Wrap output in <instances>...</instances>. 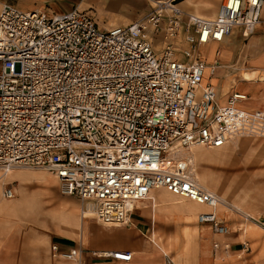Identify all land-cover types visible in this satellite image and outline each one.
Returning a JSON list of instances; mask_svg holds the SVG:
<instances>
[{
	"label": "built area",
	"instance_id": "1",
	"mask_svg": "<svg viewBox=\"0 0 264 264\" xmlns=\"http://www.w3.org/2000/svg\"><path fill=\"white\" fill-rule=\"evenodd\" d=\"M178 2L147 0L139 17L107 28L77 6L48 13L1 3L0 168L48 169L60 192L89 203L103 224L127 223L135 202L163 186L210 205L197 220L229 233L216 210L221 196L191 177L174 148L264 134V108L248 109V93L237 89L222 101L217 86L203 82L208 64L199 51L234 29L252 34L264 0H221L213 17ZM3 187L4 196L14 194L11 182ZM231 211L264 229V217ZM240 243L238 255L252 251L249 240ZM213 244L233 250L227 240ZM50 250L63 259L52 264H83L80 241L66 249L52 242ZM106 254L129 261L132 251ZM164 263L177 264L168 255Z\"/></svg>",
	"mask_w": 264,
	"mask_h": 264
},
{
	"label": "crops",
	"instance_id": "2",
	"mask_svg": "<svg viewBox=\"0 0 264 264\" xmlns=\"http://www.w3.org/2000/svg\"><path fill=\"white\" fill-rule=\"evenodd\" d=\"M3 2L22 9H44L48 13L77 6L88 10L104 28L130 22L148 8L147 0H125L123 13L95 17L90 7L96 8V0H0V4ZM220 3L221 0H181L179 5L186 12L213 17ZM94 12L99 14L97 8ZM261 16L262 20L252 34L234 29L223 41L212 40L199 47L208 64L203 82L215 84L222 101L228 99L233 89L247 92L249 98L244 105L248 109L264 108V3ZM211 64L215 66L213 73ZM239 138L231 142L238 146ZM231 142L214 150L194 148V159L197 161L208 154L211 160L224 159L226 156L221 150L229 148ZM208 177L210 183L204 177L202 179L212 187L203 183L227 199L229 205L257 216L236 205L219 191L223 186ZM4 182L12 183L15 197H4ZM252 183L257 187L259 178L253 177ZM217 185L219 190L215 189ZM233 188L236 190L237 187ZM251 196L255 201L264 202V195ZM149 197L138 200L130 210L127 223L103 224L92 215H82L81 201L62 194L57 178L50 171L22 167L4 175L0 169V264L63 262L51 254L50 244L56 242L60 249H66L79 241L84 249L83 264H165V255L177 264H229L215 257L213 242L216 240H227L234 245L249 240L253 248L248 257L256 259L255 264H264V245L261 243V239L264 242V229L257 227L256 222H245L240 218L234 221L238 225L229 233H216L210 224L197 220L198 212L211 209L209 206L164 188H153ZM216 210L222 216L229 212L224 205L217 206ZM234 222L231 217L227 219L230 227ZM115 249L132 251L131 259L124 261L106 254Z\"/></svg>",
	"mask_w": 264,
	"mask_h": 264
},
{
	"label": "rangeland",
	"instance_id": "3",
	"mask_svg": "<svg viewBox=\"0 0 264 264\" xmlns=\"http://www.w3.org/2000/svg\"><path fill=\"white\" fill-rule=\"evenodd\" d=\"M96 1L97 2H95V5L99 14L94 12L96 10L95 7H90V9L93 8L92 10L95 17H97V15L102 17L103 15L105 17L117 16V14L122 12L125 8V0ZM146 4L149 6L148 3ZM205 52H207V50H205ZM238 142V146L235 145V142H231L229 148L221 150L227 154H224V156H226L224 159L211 160L208 158L210 156V154H208V157L206 156L195 161L196 165L194 175L202 183H206L202 177L207 179L210 183V179L208 177L209 175L213 178V181L223 186L219 190V185H217L215 189L226 195L236 205H239V207H244L246 210L255 212L257 215L256 217H264V202L255 201L254 197L251 196L252 194H254V196L264 195V137L249 135L241 136ZM253 177L259 178L260 184H258L257 187H254L252 183ZM227 183L229 185L228 188H226ZM206 184L209 185L208 183ZM224 184L226 185L224 186ZM209 186L212 187L211 184ZM234 186L237 187L236 190H233ZM246 192L250 193L251 195L246 194ZM223 215L227 216L228 218H233V222L242 219V217L237 212L229 211ZM174 222H177V220ZM237 225L238 224L234 222L231 226V229L233 230ZM256 226L259 227L257 224ZM261 243L264 245L262 239ZM240 244L241 243L237 245L233 244V250L230 251L229 254L224 253V251H221V249H219L217 252L214 248V255L218 260L220 259L223 262L229 264H255L256 259H253L252 256L248 257L251 252L243 255H238L236 253V249L240 247Z\"/></svg>",
	"mask_w": 264,
	"mask_h": 264
},
{
	"label": "bare ground",
	"instance_id": "4",
	"mask_svg": "<svg viewBox=\"0 0 264 264\" xmlns=\"http://www.w3.org/2000/svg\"><path fill=\"white\" fill-rule=\"evenodd\" d=\"M181 0H179V2H180ZM179 2H178V4H177V6L180 8V9H182L181 7H180V5H179ZM198 15V14H197ZM203 17V16H202ZM211 71V70H210ZM247 135H249V136H261V135H256V134H247ZM247 135H242V136H247ZM238 137H241V135H239V134H237V135H234L232 138H231V140H233V139H236V138H238ZM261 137H264V134L261 136ZM231 140L229 141V142H231ZM229 142H227V143H229ZM226 143V144H227ZM225 145V144H224ZM224 145H222V146H224ZM208 147V148H211V149H216V148H220V147H222V146H215V147H210V146H204V145H202V144H198V143H192V144H189V145H187V146H184V145H176V147L174 148L175 150L177 149V152H178V154L180 155V156H182L186 161H187V164H190V171H191V177L192 178H194L198 183H200L202 186H204L205 188H207V189H209V187L208 186H206L204 183H202L201 181H199L196 177H195V175H194V173H195V159H194V154H193V149L194 148H197V147ZM191 150V151H190ZM22 167H24V168H39V167H27V166H15V167H8V168H6L5 170H3V169H1L2 171H3V174L4 175H6L7 173H9V172H11V171H14V169L15 168H22ZM39 169H43V168H39ZM45 170H48V169H45ZM49 171V170H48ZM51 172V171H50ZM52 173V172H51ZM154 188H164L165 189V187H163V186H161V187H154ZM153 189V188H152ZM151 189V190H152ZM150 190V191H151ZM167 190V189H166ZM211 190V189H210ZM150 191H149V193H150ZM168 191V190H167ZM213 191V190H212ZM149 193H148V196L147 197H149ZM172 193V192H171ZM173 194H175V193H173ZM176 195H179V196H182V195H180V194H176ZM221 196V195H220ZM5 198H6V196H4ZM13 197H15V192H14V194L11 196V197H8V198H13ZM182 197H184V196H182ZM150 198V197H149ZM221 201H220V203L218 204V206L219 205H224L225 207H227V209L229 210V211H231V208H233L234 206H231V205H229V203H228V200L227 199H225V198H223L222 196H221ZM226 201H225V200ZM194 201H196V200H194ZM137 202V201H136ZM136 202H135V204H136ZM197 203H199V204H201L200 202H198V201H196ZM231 203V202H230ZM202 204H204V203H202ZM232 205L234 204V203H231ZM87 205V207H84V203L81 201V212H82V215H84V216H88V215H92V211H93V209H92V207H91V205H89V203H87L86 204ZM205 205H207V204H205ZM207 206H209L210 208H211V206L210 205H207ZM231 212H233V211H231ZM255 224H257V223H255ZM259 227H261L262 229H263V227L262 226H260L259 224H257Z\"/></svg>",
	"mask_w": 264,
	"mask_h": 264
}]
</instances>
